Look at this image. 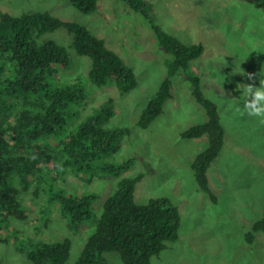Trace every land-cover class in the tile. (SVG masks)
Returning a JSON list of instances; mask_svg holds the SVG:
<instances>
[{
  "label": "rangeland",
  "instance_id": "374dc122",
  "mask_svg": "<svg viewBox=\"0 0 264 264\" xmlns=\"http://www.w3.org/2000/svg\"><path fill=\"white\" fill-rule=\"evenodd\" d=\"M145 1L165 31L188 45L202 43L205 48L191 62L190 72L200 77L205 95L218 105L225 129L224 147L208 171L217 201L200 190L191 169L196 156L208 146V137L180 136L183 130L206 121L183 74L175 80L174 97L165 111L148 128L138 125L166 75L168 57L140 14L119 0H99L93 14L79 11L70 0H0V13L48 12L64 22L85 26L137 76L136 87L126 95L120 94L112 80L97 86L89 79L91 60L76 52L73 36L65 27L40 39L57 42L70 56V65L54 66L48 78L57 86L80 81L86 101L73 105V116L62 133L35 146L50 145L58 157L64 138L109 99L115 114L106 126L130 132L112 154L94 161L92 170L59 169V159L49 165L51 171L46 170L43 179L38 178L21 195L27 217H12L4 235L0 232V264H32L12 241L16 235L34 247L69 239L68 264H75L118 182L139 174L144 177L136 185L135 201L146 204L152 198L167 197L182 217L179 240L153 257L152 264H264V232H256L252 244L245 239L252 225L264 217V124L235 111L237 104L243 107L238 85L258 87L264 79V12L256 0ZM127 160L132 162L118 177L103 171L104 163L116 166ZM59 193L95 195L93 215L77 227L69 226L58 201L50 200ZM5 236L8 242L3 241ZM104 257V264H123L117 252Z\"/></svg>",
  "mask_w": 264,
  "mask_h": 264
},
{
  "label": "trees",
  "instance_id": "16d2710c",
  "mask_svg": "<svg viewBox=\"0 0 264 264\" xmlns=\"http://www.w3.org/2000/svg\"><path fill=\"white\" fill-rule=\"evenodd\" d=\"M140 14L150 25L158 45L167 53L164 60L166 75L156 93L143 110L138 125L148 128L174 97L176 78L183 74L191 95L200 104L206 121L181 132L184 139L208 137V146L191 163L200 190L211 201L217 198L209 186L208 171L225 144V129L218 105L205 95L201 79L190 72L191 62L205 48L202 43L186 44L165 31L152 16L151 5L145 0H119ZM264 12V0H256ZM85 14L98 9L99 0H70ZM65 27L73 36V48L91 60L90 81L104 86L114 81L120 94L126 95L137 85L135 71L110 50L103 39L76 22H64L48 12H26L19 16L0 13V232L8 228L9 220L25 219L27 211L21 195L30 189L56 159L60 168L77 172L92 170V163L112 154L129 134L128 128L107 127L105 122L115 114L109 99L87 117L62 142L60 155L50 145L35 144L62 133L73 116V105L84 103L86 94L80 81L57 86L48 78L54 66L70 65L68 51L53 40L40 39ZM31 150L32 153L29 154ZM132 160L123 164H103V171L118 177L128 169ZM43 163L46 165L44 166ZM58 169V170H59ZM144 177L121 179L116 191L108 198L95 231L88 238L75 264H104L105 253L117 252L123 264H152L170 243L179 240L182 217L167 197L152 198L146 204L135 201V188ZM58 201L62 216L69 226L77 227L89 219L95 195L81 196L59 193L50 198ZM52 200V201H53ZM9 230V229H8ZM256 232H264V217L257 220L246 234L252 244ZM4 235V234H3ZM3 241L8 242V237ZM12 241L32 264H68L71 241L42 243L37 247L18 235Z\"/></svg>",
  "mask_w": 264,
  "mask_h": 264
},
{
  "label": "clouds",
  "instance_id": "9594fccd",
  "mask_svg": "<svg viewBox=\"0 0 264 264\" xmlns=\"http://www.w3.org/2000/svg\"><path fill=\"white\" fill-rule=\"evenodd\" d=\"M238 90L242 92L243 107L237 104L235 111L241 115L254 117L264 124V79H261L258 87L253 84H240Z\"/></svg>",
  "mask_w": 264,
  "mask_h": 264
}]
</instances>
